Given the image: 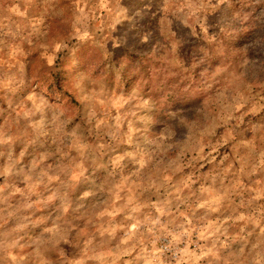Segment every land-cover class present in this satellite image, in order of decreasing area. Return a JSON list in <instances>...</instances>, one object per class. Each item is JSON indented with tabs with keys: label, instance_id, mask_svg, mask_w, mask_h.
<instances>
[{
	"label": "rangeland",
	"instance_id": "1",
	"mask_svg": "<svg viewBox=\"0 0 264 264\" xmlns=\"http://www.w3.org/2000/svg\"><path fill=\"white\" fill-rule=\"evenodd\" d=\"M0 264H264V0H0Z\"/></svg>",
	"mask_w": 264,
	"mask_h": 264
}]
</instances>
